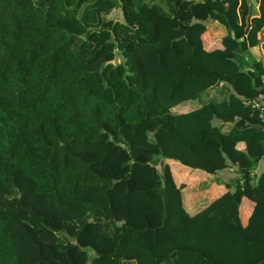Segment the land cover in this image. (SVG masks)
I'll return each instance as SVG.
<instances>
[{
    "label": "trees",
    "instance_id": "1",
    "mask_svg": "<svg viewBox=\"0 0 264 264\" xmlns=\"http://www.w3.org/2000/svg\"><path fill=\"white\" fill-rule=\"evenodd\" d=\"M253 2L0 0V264H264Z\"/></svg>",
    "mask_w": 264,
    "mask_h": 264
},
{
    "label": "crops",
    "instance_id": "2",
    "mask_svg": "<svg viewBox=\"0 0 264 264\" xmlns=\"http://www.w3.org/2000/svg\"><path fill=\"white\" fill-rule=\"evenodd\" d=\"M254 3V10H253V16L257 15V2L255 0ZM209 34V37L212 39V43H216L217 39L222 38L225 35V31L223 28H221L218 24L214 23L213 30L207 31ZM263 44H264V35H259V43L257 46L248 49L242 56L244 68L246 71H251L253 65L260 64L264 68V50H263ZM255 103L259 106L260 109L258 110L261 118L264 119V92L260 93L255 101L251 102ZM261 110V111H260ZM261 126V125H260ZM262 127V126H261ZM240 149L243 148L242 144H239L238 146ZM264 170V164L263 162H259L254 167V174L257 176L256 180L258 179L259 174ZM186 171H181L180 174L185 175ZM197 176L200 180L202 177L205 182H208L206 188L203 190H199L195 193H190L184 196V207L187 211L195 212L196 210L203 207L205 203V200L209 201L213 198L219 196L223 192L226 191V186L237 177V169L235 167H228L216 174L215 177L208 176V178L204 177L203 175H194ZM196 185V184H194ZM206 201V202H207ZM252 211V204H250L247 200H242L240 203V220L242 224H245L250 213Z\"/></svg>",
    "mask_w": 264,
    "mask_h": 264
},
{
    "label": "rangeland",
    "instance_id": "3",
    "mask_svg": "<svg viewBox=\"0 0 264 264\" xmlns=\"http://www.w3.org/2000/svg\"><path fill=\"white\" fill-rule=\"evenodd\" d=\"M110 18H120V13H119V11H115L114 13H112L111 14V17ZM213 28H214V23L212 22V23H209L208 25H207V31H209V30H213ZM179 108H180V106H179ZM172 113H177L174 109H173V112ZM167 164H170L169 162H167ZM172 164H176L175 162H172ZM176 166H179L180 167V165H176ZM175 181H176V183L178 184V185H180V173H176V175H175Z\"/></svg>",
    "mask_w": 264,
    "mask_h": 264
},
{
    "label": "built area",
    "instance_id": "4",
    "mask_svg": "<svg viewBox=\"0 0 264 264\" xmlns=\"http://www.w3.org/2000/svg\"><path fill=\"white\" fill-rule=\"evenodd\" d=\"M252 107L255 109H260L258 105H256L255 103H252ZM261 111V110H260Z\"/></svg>",
    "mask_w": 264,
    "mask_h": 264
},
{
    "label": "water",
    "instance_id": "5",
    "mask_svg": "<svg viewBox=\"0 0 264 264\" xmlns=\"http://www.w3.org/2000/svg\"><path fill=\"white\" fill-rule=\"evenodd\" d=\"M254 126H256V127H258V128H262L260 125H254ZM257 181V180H256Z\"/></svg>",
    "mask_w": 264,
    "mask_h": 264
}]
</instances>
